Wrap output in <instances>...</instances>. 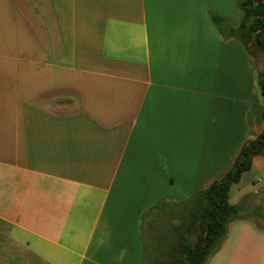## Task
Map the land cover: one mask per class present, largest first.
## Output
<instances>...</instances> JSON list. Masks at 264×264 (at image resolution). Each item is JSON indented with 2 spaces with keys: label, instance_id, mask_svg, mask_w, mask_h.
<instances>
[{
  "label": "crops",
  "instance_id": "0c3cea01",
  "mask_svg": "<svg viewBox=\"0 0 264 264\" xmlns=\"http://www.w3.org/2000/svg\"><path fill=\"white\" fill-rule=\"evenodd\" d=\"M212 14L245 16L238 0H0V264L169 260L264 130L263 65ZM229 204L240 219L205 264H264L263 156Z\"/></svg>",
  "mask_w": 264,
  "mask_h": 264
},
{
  "label": "trees",
  "instance_id": "16d2710c",
  "mask_svg": "<svg viewBox=\"0 0 264 264\" xmlns=\"http://www.w3.org/2000/svg\"><path fill=\"white\" fill-rule=\"evenodd\" d=\"M238 4L245 14L238 27L230 26L225 19L214 14L211 20L224 39L239 40L248 54L262 63L260 88L264 98V0H238ZM256 156L264 157V130L256 140L242 148L228 174L202 194L204 205L183 216L178 238L168 247L169 260L163 264H205L220 248L229 225L240 219L242 210L241 204H229L230 188L251 169Z\"/></svg>",
  "mask_w": 264,
  "mask_h": 264
},
{
  "label": "rangeland",
  "instance_id": "374dc122",
  "mask_svg": "<svg viewBox=\"0 0 264 264\" xmlns=\"http://www.w3.org/2000/svg\"><path fill=\"white\" fill-rule=\"evenodd\" d=\"M258 216V215H257ZM252 217H255V216H252ZM258 217H260V216H258ZM257 222H259L262 226H264V223H261L260 221H259V219L258 218H254Z\"/></svg>",
  "mask_w": 264,
  "mask_h": 264
}]
</instances>
